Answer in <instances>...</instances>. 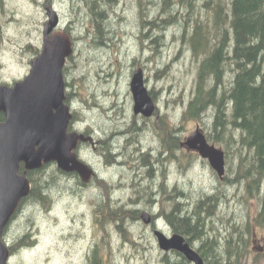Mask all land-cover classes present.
<instances>
[{
    "label": "rangeland",
    "instance_id": "1",
    "mask_svg": "<svg viewBox=\"0 0 264 264\" xmlns=\"http://www.w3.org/2000/svg\"><path fill=\"white\" fill-rule=\"evenodd\" d=\"M54 2L62 26L74 20L75 27L76 50L68 67L63 69L65 103L72 113L69 128L87 131L100 151V143L107 136L137 127V207L134 197L129 195L133 189L126 188L132 181L131 172L124 168L106 171L94 147L83 143L78 149L82 160L93 165L101 179L108 178L112 186L122 180L121 194H111V187L101 183H96L89 193H75L74 184L59 178L56 164H46L44 174L50 183L46 185L45 204L24 203L3 236L9 245L29 234L23 242L32 240L33 246L12 256L8 264H85L87 251L89 256L96 244L101 250L102 264H160L164 253L152 231L141 220L132 223L135 215L130 211L136 208L137 216L143 211L169 213L175 199L193 205L199 198L219 190L223 191V199L206 233L216 237L217 247L225 243L231 232L235 241L236 232L246 222H252L258 208L257 200L246 198L243 187L234 182L239 161L236 146L225 147L209 141L225 152V180H220L208 161L196 152L186 153L184 147L171 148L169 154L163 152L165 137L155 130V122L163 116L177 129L174 136L179 142L197 128L205 136L212 129L211 110L198 121L180 119L193 96L199 63L192 57L189 46L180 40V35L187 33L184 34L183 26H163L165 13L156 22L162 28L143 26V17L149 21L160 13L162 0H142L141 4L139 0H116L112 10L105 4L99 10L104 13L103 27L107 33L105 40H99L94 36L92 17L80 16L85 10L90 11V0ZM43 4L44 0H0V83L12 84L28 75L27 65L32 56L28 46L41 45ZM170 9L176 15L186 6L175 1ZM70 11L75 15L69 16ZM138 67L142 69L145 87L155 94L156 110L147 119L133 114L130 81ZM121 140L119 136L116 142ZM142 160L149 166L143 167ZM149 169L151 179L147 178ZM178 191L183 195H176ZM116 210L119 219L117 215L110 216ZM158 223L167 234L168 227L161 221ZM254 234L252 241L258 242L248 243V253L240 264H264V250L259 252L264 246V228L256 227ZM193 243L196 249L200 245L198 240Z\"/></svg>",
    "mask_w": 264,
    "mask_h": 264
},
{
    "label": "trees",
    "instance_id": "2",
    "mask_svg": "<svg viewBox=\"0 0 264 264\" xmlns=\"http://www.w3.org/2000/svg\"><path fill=\"white\" fill-rule=\"evenodd\" d=\"M175 1L186 9L172 15L170 6ZM90 2L95 39L105 40V16L99 10L103 4L112 10L116 0ZM162 4L160 13L153 19L148 21L143 17V26L162 28L166 24H181L184 34L187 33L181 34L180 40L189 46L192 57L199 60L194 93L180 119L198 121L207 111H212L213 123L211 132L206 134L207 141L225 147L236 146L239 161L234 182L243 187L246 198L258 202L252 222L242 225V229L236 232L235 241L233 233H229L221 247L216 246V237L207 236L206 230L209 221L217 214L223 191L205 195L193 205H189V201L181 204L173 196L172 209L162 215L174 232L182 235L189 244L198 240L200 245L196 251L204 264H240L248 253L247 246L252 242L254 229L264 228V0H162ZM163 13L168 19L163 18L165 22L161 27L156 22L161 21ZM149 95L155 100L153 91H149ZM166 119L160 117L154 127L165 137L163 148L168 145L173 150L180 149L181 142L174 136L177 129ZM2 121L3 115H0ZM100 144L101 149L106 147L102 142ZM142 164L143 167L149 166L144 160ZM46 167L43 165L38 170L26 172L31 191L21 200L12 220L28 201L45 204L46 185L50 183L44 174ZM23 171L21 166L20 172ZM147 178H152L151 169L147 171ZM130 214L134 216L135 212ZM115 215L119 219L117 210L110 212V216ZM21 241L18 240L16 249ZM31 244L28 242L27 246ZM168 254L165 253L160 264H189L179 253H174V259ZM100 256L101 250L96 244L88 256V264H102Z\"/></svg>",
    "mask_w": 264,
    "mask_h": 264
},
{
    "label": "water",
    "instance_id": "3",
    "mask_svg": "<svg viewBox=\"0 0 264 264\" xmlns=\"http://www.w3.org/2000/svg\"><path fill=\"white\" fill-rule=\"evenodd\" d=\"M55 25L56 21L50 18L41 54L31 62L28 75L12 86L0 85V115H3L0 122V264H8L10 259L3 233L21 200L31 191L26 172L54 162L58 169L76 173L83 182H88L92 174L91 169L74 153L83 136L68 132L72 114L65 103L63 69L73 51L70 40L64 34L46 39ZM130 90L133 114L151 118L156 105L144 85L140 67L132 74ZM180 145L207 160L219 179L224 177V152L209 143L201 129L197 128ZM21 166L23 172H20ZM141 220L144 225L151 223L147 212H142ZM153 235L161 251H175L191 264H204L198 252L182 235L167 237L158 230Z\"/></svg>",
    "mask_w": 264,
    "mask_h": 264
},
{
    "label": "flooded vegetation",
    "instance_id": "4",
    "mask_svg": "<svg viewBox=\"0 0 264 264\" xmlns=\"http://www.w3.org/2000/svg\"><path fill=\"white\" fill-rule=\"evenodd\" d=\"M56 2H54V0H44V4L42 5L44 8V13H45V18L42 24V32H41V45L37 46L36 48L32 47V46H28V48L30 49V52H32V56H31V60L33 61L35 58H37L42 51V46L44 44V32L45 30H48L50 28V18L52 20L56 21V25L54 26V28H52V30L49 32V34L46 36L47 40H51L53 36L57 35V34H64L68 37V39L71 42V47H72V54L71 56H69L66 59L65 62V66H64V70L68 67V63L69 61H71L72 57H73V53L76 50L75 49V37L73 36V33L75 31V27L72 25L74 24V20H69L68 25H64L62 26V17L60 15V11L57 10V7L55 5ZM72 9V7H71ZM74 16L75 12L70 11L69 12V16ZM80 16H84V17H92L91 11L88 12V10H85ZM28 61V72L31 69V62L32 61ZM17 82V81H15ZM14 82V83H15ZM14 83L12 84H6V83H0V85H7V86H12ZM66 94H65V99H66ZM72 114V113H71ZM137 116V115H135ZM69 128V132H75L77 133L79 136H83V140L81 139V141L78 142L77 147L75 149V154L77 156V158H79V160H81L83 163L87 164V166L89 167V169H91V177L88 180V182H83L81 180V178L76 174V173H67V172H63L60 169L57 170L60 172V176L59 178H63L66 180V182L68 184H74V187H76V191L75 193H77L78 191H80L79 193H88L90 191H92L95 187L96 183H101V184H107L109 185V187H111V194H119L121 191L120 189L124 186V182L122 180H118L117 183L112 184L108 183V178H102L100 177V174L97 172L98 170H96L94 168L93 165L88 164L86 162H84V160H82L81 156L79 155V147L81 144L83 143H88L90 146H93V150H95L97 152V155L100 156L101 160H102V164L103 167L106 171L111 170V169H116L118 170V168H124L126 171H130L132 175V181L131 184L128 185L126 188H130L133 189L132 193L129 194L130 196H133L136 202V207H137V127L134 128H128L126 131H115L114 133H112L110 136H107V138L102 140V144L103 146H106L104 148L101 149L100 151L97 148V144L94 145V142L92 141L91 137L89 136L88 132L86 131H81L80 129H71ZM120 131V132H119ZM121 136L122 140L121 143L116 142V139H118V137ZM99 143V142H98ZM171 147L167 145L166 148H163V152H165L166 154H169V152H171ZM186 153H190L188 151H185ZM220 179V180H224ZM168 186V185H167ZM132 187V188H131ZM72 188V187H71ZM105 190H103V193ZM171 192L174 191V187L171 188L170 190ZM71 192H74L73 190H71ZM110 194V196H111ZM121 194V193H120ZM177 194H181L183 195L182 192L178 191L175 193ZM101 196V194H100ZM173 197V196H172ZM172 197H169L172 199ZM109 200V198L107 199ZM130 212H135V217L132 220V223H137V220H141V214L140 213L139 216H137V209L134 208L132 211ZM144 212V211H143ZM150 215L151 218V223L149 225H145L148 227L149 230L152 231V234L155 232V230H159L161 231V229L159 228V221H161L162 223H164V225H166L168 227V233L164 234L167 237H170L174 234H177L174 232L172 226H170V224L166 221V219L164 218V216L162 215V213H154V212H147ZM162 232V231H161ZM6 234V231L3 233V236ZM27 236H29V234H27ZM27 236H23L18 240H22L19 247L16 249V245L18 243L17 241H12L9 245H7L4 241V243L7 245L9 251H10V255L11 257L18 254L22 249H28L31 248L33 245L31 244L30 246H27V242L26 244L23 243L24 238H26ZM32 242V240L30 241ZM258 242L257 239H254L252 241L253 245H256ZM192 248L196 249V247L194 246V243L190 244ZM258 247V246H256ZM261 250H264V246H262V248H260ZM88 253L89 251H87L86 253V257H85V264H88ZM164 253V252H162ZM168 257L174 259L176 257V255L174 253V251H170L168 252ZM165 255V253H164ZM165 256H162L161 260L164 258ZM181 257V256H180ZM183 257V256H182ZM181 257V258H182ZM184 258V257H183ZM185 259V258H184ZM186 260V259H185Z\"/></svg>",
    "mask_w": 264,
    "mask_h": 264
}]
</instances>
